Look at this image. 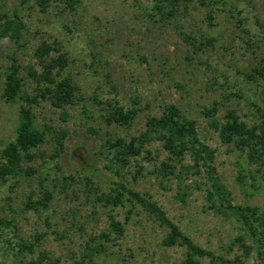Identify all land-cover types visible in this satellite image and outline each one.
Masks as SVG:
<instances>
[{"label":"rangeland","instance_id":"obj_1","mask_svg":"<svg viewBox=\"0 0 264 264\" xmlns=\"http://www.w3.org/2000/svg\"><path fill=\"white\" fill-rule=\"evenodd\" d=\"M153 4L48 0L42 10L36 0H0V15L16 14L23 25L18 42L0 38V152L16 137L25 100L37 93L28 70H41L35 56L41 43L55 44L65 54L67 65L58 78H69L75 87L74 102L63 108L48 99L31 104L43 141L32 148L34 159L24 163L34 173L0 187V264H90V257L95 264H179L184 247L164 246L167 229L141 205L112 206L102 198L119 183L150 196L215 255L259 264L254 250L246 254L234 241L242 233L238 223L207 207L202 174H161L167 152L160 141L126 162L115 159L107 141L130 140L164 104H173L195 121L200 140L214 149L217 175L233 203L264 213V165L250 164L245 152L223 143L203 114L215 105L220 120L233 110L248 125L261 122L257 108L264 110V82L247 75L264 66V0H180L170 15L169 8L157 11ZM12 61L22 87L7 102L1 94ZM115 103L137 109L128 125L106 122ZM62 132L63 149L56 155ZM183 163L191 164L188 154ZM44 198L46 209L26 207ZM111 215L123 225L121 234L111 229ZM18 241L33 242L34 250L18 252ZM201 264L211 263L203 258Z\"/></svg>","mask_w":264,"mask_h":264},{"label":"trees","instance_id":"obj_2","mask_svg":"<svg viewBox=\"0 0 264 264\" xmlns=\"http://www.w3.org/2000/svg\"><path fill=\"white\" fill-rule=\"evenodd\" d=\"M36 1L42 10L48 6V0ZM64 1L71 5L74 0ZM153 2L155 10L165 11L166 8H169L167 14L170 15L173 14L180 0H153ZM219 2L225 4L226 0H219ZM22 26L16 14L12 16L1 14L0 38H8L18 42L21 38ZM52 51L57 52V55L52 56L50 54ZM35 56L39 60L41 70L37 71L30 68L28 74L36 84L37 93L25 100L26 103L22 105L19 112L16 137L0 152V187L12 177L34 173L33 168L24 163L34 159L35 155L31 150L43 141V133L34 125L31 104L39 103V99H48L51 105L63 108L74 102L75 87L71 80L58 78L60 72L67 65L65 54L61 53L55 44L41 43L35 50ZM18 73V66L12 61L4 74V86L1 94V97L7 102L15 100L21 91L22 79ZM247 78L251 81L260 79L264 82V66L253 69ZM257 109L260 112L261 122L253 125H248L233 110L228 111L223 120L218 119L215 105L205 108L203 114L209 117V126L218 132L223 143L232 144L235 148L245 152L250 164L264 165V110L259 107ZM136 113V108L124 109L123 106L115 103L105 120L109 124L128 125ZM65 135L62 132L57 138L58 150L55 151L56 155H59L63 149ZM153 141H160L163 149L167 152L166 160L162 161L159 168L161 174L167 177L169 175L176 176L180 173H187L189 170L202 174L206 184L207 207L216 214L232 217L242 232L235 236L234 241L243 247L246 254L254 250L260 258L259 264H264V213L255 206L233 203L230 193L217 175L214 166V149L200 140L195 121L184 115L179 108L173 104H164L158 117L151 116L147 119L143 132L131 137L128 141L117 137L108 140L107 144L108 147L114 149L116 160L126 162L127 156L139 155L145 145ZM147 151L150 153V150ZM186 154L190 157V165L183 163ZM178 166L181 168L179 171L176 170ZM48 196L47 193L45 198ZM45 198L44 200L28 201L26 207L35 212L42 211L48 207ZM102 198L112 206L124 205L128 201L141 205L160 226L167 229L162 239L164 246L178 245L184 247L185 256L179 264H201L203 258H207L211 264H244L238 258L229 260L215 255L212 251L194 242L150 196L134 191L123 183H119L114 192L103 195ZM7 226H12V222H8ZM110 226L119 234L124 230L121 222L112 215L110 216ZM247 239L249 243H246ZM17 249L20 253L24 250L32 252L34 243L18 241ZM100 249H96V252L99 253ZM90 260V264H95L94 259L90 257ZM27 264H37V262L30 261Z\"/></svg>","mask_w":264,"mask_h":264}]
</instances>
